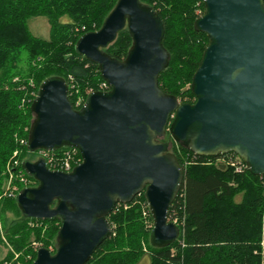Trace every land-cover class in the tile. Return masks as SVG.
<instances>
[{
    "label": "water",
    "instance_id": "1",
    "mask_svg": "<svg viewBox=\"0 0 264 264\" xmlns=\"http://www.w3.org/2000/svg\"><path fill=\"white\" fill-rule=\"evenodd\" d=\"M203 1L196 27L209 43L192 79L194 104L181 105L161 89L170 60L164 24L139 0H118L100 30L76 46L98 64L109 91L90 93L77 110L63 79L41 84L28 150L73 147L82 163L69 173L50 170L43 159L22 163L38 182L16 196L22 214L61 223L55 253L41 247L32 264H87L112 233L108 217L115 207L141 193L154 222L152 245L175 242L180 231L168 212L184 169L171 141L200 157L234 153L252 175L264 176V0ZM125 28L133 43L117 60L103 49Z\"/></svg>",
    "mask_w": 264,
    "mask_h": 264
},
{
    "label": "trees",
    "instance_id": "2",
    "mask_svg": "<svg viewBox=\"0 0 264 264\" xmlns=\"http://www.w3.org/2000/svg\"><path fill=\"white\" fill-rule=\"evenodd\" d=\"M117 1L0 0V216L9 244L21 254L24 263L28 252H32L33 261L37 257L29 245L32 237L45 242L43 248L53 239L56 246L61 223L58 219H29L22 214L16 197L4 196L3 173L13 153L19 151L22 163L39 159L36 151L31 152L20 143L28 139L33 119L32 103L21 108L25 105L22 100L29 98L32 91L36 98L41 84L50 78L67 83L75 109L71 87L87 90L85 100L90 91L99 90L104 80L98 64L80 55L76 46L83 35L100 30ZM139 1L153 8L163 20V46L170 60L159 76L161 89L176 96L181 105L194 104L192 79L209 43L208 35L196 27L204 1ZM37 18L47 19L48 39L30 31L29 21ZM132 43L131 33L125 28L103 51L124 60ZM23 54L25 70L19 67ZM165 141H169V136ZM66 148L69 147L51 152L58 156ZM169 150L184 169L181 189L168 212L169 221L175 222L180 231L178 239L164 248L152 245L153 226L148 229L145 219L153 225L154 222L141 193L131 203L115 207L108 217L112 233L87 264H138L145 254L151 264H264V176H254L247 168L236 171L228 163L230 158L239 162L234 153L200 157L173 141ZM26 177L31 181L30 187L38 185L27 173ZM29 223L48 225L47 235L30 229ZM11 258L8 255L0 263Z\"/></svg>",
    "mask_w": 264,
    "mask_h": 264
},
{
    "label": "built area",
    "instance_id": "3",
    "mask_svg": "<svg viewBox=\"0 0 264 264\" xmlns=\"http://www.w3.org/2000/svg\"><path fill=\"white\" fill-rule=\"evenodd\" d=\"M109 84L103 81L99 85V90L101 92L109 91ZM95 91H90V93ZM86 103L84 97H80L75 100V107L77 110L81 109L83 105ZM21 145L27 146L28 140H21ZM36 155L38 156V160L43 159L46 162L47 167L52 171H62L69 173L71 172L77 165L82 163L81 153L77 148L69 147L66 148L61 155H55L51 151L38 150L36 151ZM239 158V157H238ZM229 165L235 167L236 171H242L244 168H247L246 164L239 158V162L236 159L230 158L228 162ZM22 162L19 159V151L16 150L13 153L12 159L8 165V173L10 177L9 187L4 192V196L9 198L16 197L20 192L21 188L30 187L31 181L26 177V173L23 169H21ZM15 182H18L21 187H19ZM40 247H35L34 252L37 253ZM21 254L13 252L12 258L9 260H5L0 264H24L20 259ZM25 262L33 261L32 256H25Z\"/></svg>",
    "mask_w": 264,
    "mask_h": 264
},
{
    "label": "rangeland",
    "instance_id": "4",
    "mask_svg": "<svg viewBox=\"0 0 264 264\" xmlns=\"http://www.w3.org/2000/svg\"><path fill=\"white\" fill-rule=\"evenodd\" d=\"M28 27L30 29V31L38 37L44 38V39H48L49 38V31H50V26L47 22L46 18H37V19H32L29 21L28 23ZM25 59H26V55L23 54L21 62L19 63V67L22 70L26 69V63H25ZM30 85H34L32 82ZM71 90H74V94H75V99L77 100L80 97H84L83 95L87 93V90L85 92H82L79 89H73V87H71ZM80 93V94H79ZM36 95V93L34 91L31 92V96H29V98L27 99H23L22 100V104H25L24 106L22 105L21 108L26 107L27 105H30V103L33 102V100L35 99L33 96ZM27 104V105H26ZM33 119H34V115H33ZM32 119V121H33ZM32 123V122H31ZM12 158V157H11ZM11 158L9 159V161L7 162L6 166H5V171L3 173L4 175V191L7 190V188L9 187V181H10V177H9V173H8V165L11 161ZM38 161V160H36ZM35 162V161H32ZM19 187H21V185L18 184V182H15ZM36 187V186H35ZM240 198V197H239ZM238 198V200H240ZM11 219L15 220V217H11ZM12 220V221H13ZM145 224L146 227L148 229H150L152 226L154 227V225L149 221V219H145ZM29 228L34 230V229H39L41 231L42 236L47 235V231H48V225H36V224H32L29 223L28 224ZM30 247L32 248V250H34L35 247H46L45 246V242L43 241H36L34 237L31 238L30 243H29ZM54 245H55V239H53V243H50L48 245V249L53 252L54 251ZM144 249L146 250L145 246ZM31 250V251H32ZM13 252H16L15 249L9 244V241L6 238L5 232H4V228H3V223H2V219L0 216V260H2L3 258H5L8 255H13ZM26 256H32V252H28V254H26ZM26 260V259H25ZM24 263V261H23ZM28 262H25L24 264H27ZM138 264H151V260L148 254H145V256L142 258V260L138 263Z\"/></svg>",
    "mask_w": 264,
    "mask_h": 264
}]
</instances>
